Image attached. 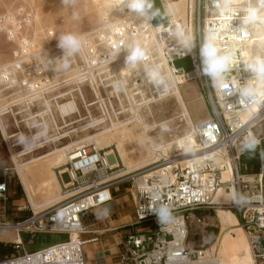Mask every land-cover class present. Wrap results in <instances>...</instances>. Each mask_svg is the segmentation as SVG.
<instances>
[{
    "label": "built area",
    "instance_id": "built-area-1",
    "mask_svg": "<svg viewBox=\"0 0 264 264\" xmlns=\"http://www.w3.org/2000/svg\"><path fill=\"white\" fill-rule=\"evenodd\" d=\"M110 2L111 9L102 13L91 31L74 35L82 38L83 48L71 56L54 39V31L36 28V16L30 7L19 4L0 14V34L16 49L15 57L0 66V118L9 116L17 130L21 123L28 126L32 121L44 122L49 115L53 120L55 109L59 111L63 102L74 101V91L84 102L87 90L94 98L87 107L97 105L101 115L95 121L103 123L106 94L117 92V88L128 91V87L144 90L164 87L168 94L171 87L168 79L176 87L189 81L198 84L213 117L191 124L181 151L155 148L154 162L147 170L114 175L124 167L120 168L114 156L117 164L108 165L104 149L93 144L79 149L76 155L68 153L69 160L61 166L64 173L58 174L60 187L70 194L62 203L47 209L34 212L31 208L29 216L14 222L7 217L8 184L0 181V233L14 232L18 238L24 233L66 236L65 241L32 252L25 249L22 241L14 239L8 243L16 255H3L0 264H87L86 243L96 245L95 262L105 264L100 251L102 238L107 234L119 238L118 264H187L207 251L186 246L188 213L196 210L216 213L217 209H226L236 216L254 264H264V137L254 135L256 127L264 123V104L246 103L239 97L242 86L247 83L255 86L253 73L246 66L250 64L253 27L262 19V12L255 23L242 25V18L247 8L256 6L257 0H193L192 13L188 11L184 22L168 13L165 24L148 22L129 13L124 0ZM177 24L183 27L187 45L176 36ZM111 26L123 28V35H115ZM211 32L218 33L216 43L222 51L231 50L235 54L230 70L218 82H212L202 71L200 47ZM109 37L117 47L112 46ZM137 43L146 50L147 60L135 66L126 64L128 51ZM183 59H189L191 70L174 66L175 61ZM65 61L69 63L67 70L62 67ZM152 69L159 71L167 87L148 78ZM260 87L264 90V85ZM66 88L70 90L63 91ZM114 119L118 121L121 116ZM253 141L258 149L259 171L243 174L240 159L247 150H242L241 145ZM195 154H200L199 165L183 164L181 158ZM216 157L228 160L232 166L227 180L222 179L226 167L215 163ZM160 170L163 171L159 173ZM145 173L151 176L144 179ZM62 175L66 176V182ZM124 183L130 184L127 192L133 221L112 226L109 221L116 213L113 193ZM221 189L233 190L229 203L217 200ZM160 205L171 210L174 223L167 226L158 223L152 209ZM124 228L127 230L119 232ZM72 232L78 234L76 239H71ZM87 235L91 237L84 239Z\"/></svg>",
    "mask_w": 264,
    "mask_h": 264
},
{
    "label": "rangeland",
    "instance_id": "rangeland-1",
    "mask_svg": "<svg viewBox=\"0 0 264 264\" xmlns=\"http://www.w3.org/2000/svg\"><path fill=\"white\" fill-rule=\"evenodd\" d=\"M95 1L0 0V14L10 7L19 4L26 5L33 10L36 16V28L39 30L51 29L55 34L54 39L60 41L63 35L82 34L91 31L97 25L102 13L108 10L110 6L105 5L104 0L101 4ZM192 1L183 0L178 7L177 14L181 15V22L186 20L188 11L191 15ZM151 2L153 4L152 10L158 9L160 13L152 18L151 22L165 24L164 10H162L159 0H151ZM261 12L262 19L254 25L252 37L253 39H262L253 42L250 47V64L257 57L264 58V9ZM15 55V47L11 46L0 34V66L12 60ZM174 66L183 68L185 71L191 70L189 59L175 61ZM166 81L171 86L168 87L169 91H173L172 81L170 79ZM178 89L193 123H199L213 117L212 110L204 96L205 93L201 87H198V84L189 81L179 85ZM67 90L70 88L63 91ZM164 91V87H157V89L149 87L148 90L140 87H128V91L117 88V92L112 91L110 95L106 94V97H103L105 103L102 108L103 123H96L95 121L101 115L98 106L87 107V104L94 100L87 90L84 91L85 103L81 100L78 91L72 93L75 110L68 116H63L60 111L55 109L52 112L53 120L49 115L44 122L32 121L29 122L28 126L21 123L18 125V130L9 116L1 117L7 137H10L6 139L0 129V181H5L8 184L6 208L8 219L11 222L23 219L29 216L31 209L12 154L17 156L16 161L22 166L21 169L31 194L38 205L49 199H58L50 205L42 207V209H47L62 203L70 194V192L65 193V190L60 187L58 171L63 174L64 168L61 166L67 160L66 155L62 156L67 152L73 154L76 146L78 148L81 145L93 144L98 149H104L105 153L118 147L123 155L126 168L114 175L124 173L127 169L143 162L151 161L153 163L155 159L153 150L155 148L161 147L165 151L171 152L182 149L184 146L182 141L185 134L189 132L190 123L180 102L170 93L166 94L167 92ZM107 98L110 103H108ZM50 105L52 104L50 103ZM116 115L118 118L121 116V119L115 121L114 116ZM136 116L139 117V122H133ZM129 120L132 122H127ZM16 133L18 135H15ZM115 155L118 159L116 153ZM37 160L39 162H36ZM118 161L121 168V162L119 159ZM150 164L141 169L151 168ZM240 168V172H244V160L241 161ZM255 168L257 170L258 166ZM134 171L137 170L132 172ZM62 177L66 182V176L62 175ZM129 186V183L121 184L118 192L113 193L116 201V213L109 221L112 226L128 225L133 221V207L127 192ZM224 212L227 210L217 209L216 213L209 210L189 212L186 219L188 229L186 246L207 250L209 259L218 260L216 264H238L240 258L243 257L244 247L248 248L246 238L237 221H235L236 219L229 217V222H227V215ZM93 214L98 213L93 211ZM125 230L127 229H121L119 232L123 233ZM113 235H104L102 238L103 245L114 244L118 236L114 237ZM15 236L14 232L4 231L0 233V240L8 243ZM21 239L25 249L32 252L46 245L63 241L66 236L54 233H37L34 235L24 233L21 234ZM117 240L119 241V238ZM5 247L7 249L6 255H16L9 243Z\"/></svg>",
    "mask_w": 264,
    "mask_h": 264
},
{
    "label": "clouds",
    "instance_id": "clouds-1",
    "mask_svg": "<svg viewBox=\"0 0 264 264\" xmlns=\"http://www.w3.org/2000/svg\"><path fill=\"white\" fill-rule=\"evenodd\" d=\"M218 2V0H214ZM124 8H127L129 13H134L139 17L144 18L145 21L150 22L152 18L159 15V10L153 11V4L151 0H124ZM264 9V0H257L256 6H251L245 10V16L242 18V25L255 23L260 19V12ZM111 30L115 35H123V28L118 26H111ZM176 36L181 43L187 45L189 43L188 38L184 34L182 25L177 24ZM218 39V33H209L201 43L200 55L202 60V71L207 75L212 82L221 81L224 74L228 72L235 61L234 51L221 50L216 41ZM109 42L115 48L117 44L109 37ZM60 47L68 50L67 55L71 56L76 53H80L83 48L82 38L68 34L63 35L60 38ZM147 60L146 50L142 48L138 43L131 46L126 56V64L135 66L141 61ZM19 67V64L15 65ZM64 70L69 68V63L65 61L62 65ZM248 70L253 73V84H246L242 86L239 91V97L246 103L250 104H264V90L260 85H264V58L257 57L255 61L246 66ZM148 78L156 85H164L165 81L160 75L158 70H149ZM255 141L243 143L241 145L242 150L252 149L255 146ZM156 199L155 196L152 197ZM154 214L158 218V223L161 226H167L174 223V217L171 214V210L166 205H160L152 209Z\"/></svg>",
    "mask_w": 264,
    "mask_h": 264
},
{
    "label": "bare ground",
    "instance_id": "bare-ground-1",
    "mask_svg": "<svg viewBox=\"0 0 264 264\" xmlns=\"http://www.w3.org/2000/svg\"><path fill=\"white\" fill-rule=\"evenodd\" d=\"M95 1V0H94ZM99 1H101V3H102V0H96L95 2H99ZM111 0H104V4L105 5H108V6H110L109 7V9H108V11L111 9V2H110ZM100 3V4H101ZM107 12V10L105 11V13ZM260 39H262V38H254L253 39V42H258V41H260ZM148 90V89H147ZM168 93H170V95L171 96H173V97H175L179 102H180V104H181V106H182V108H183V111H184V114L186 115V117L188 118V114H187V111H186V108H185V106H184V103L182 102V100H181V97H180V93H179V89H178V87H176L175 85L173 86V91H169ZM73 110H75V105H74V102H72V101H69V102H66V103H64L62 106H60V108H59V111H60V114H62L63 116H68V115H70L71 113H73ZM139 117H137L136 116V118H134L133 119V122H139ZM188 120H189V118H188ZM2 118H0V129H1V131H2V134L4 135V137H6V139H8V138H10V137H7V134H6V132H5V130H4V128H3V125H2ZM127 122H132V120H129V121H127ZM189 123H190V125L189 126H191V122H190V120H189ZM0 131V132H1ZM143 131V130H142ZM147 132H149V131H147ZM249 136H252V133L251 134H249ZM85 140V139H84ZM90 140H91V138H90ZM184 140H185V138H184ZM184 140L182 141V145H184ZM85 143V142H84ZM98 143V142H97ZM175 143V142H174ZM82 144V143H81ZM84 147V145H81V146H79L78 148H77V146H76V149L73 151V154L72 155H76L78 152L77 151H79V149H82ZM161 148V147H160ZM182 149H178V150H176V151H181ZM68 153L69 152H67V153H65L62 157H64L65 155V157H66V160L68 161L69 160V155H68ZM115 153L117 154V156H118V159L120 160V162H121V164H122V166L124 167V169L126 168V165H125V161H124V159H123V155L121 154V152H120V150L118 149V147H115V149H111L109 152H107V153H105V155L107 156V159H106V163L108 164V165H110L111 167H113V166H115L116 164H117V162L114 160V158L116 157V155H115ZM113 156H114V158H113ZM12 157L15 159V165H16V169H17V171H18V176H19V178H20V181H21V184H22V186L24 187V191H25V193H26V195H27V198H28V201H29V204H30V206H31V208H33L32 210L34 211V212H36V211H39L40 209H42V207H46V206H48V205H50L51 203H53V202H55V201H57L58 199H49L48 201H46V202H44V203H42L41 205H38L35 201H34V198H33V196H32V194H31V191H30V188H29V185H28V182H27V180L25 179V176H24V174H23V171H22V166L21 165H19L18 163H17V161H16V155L15 154H12ZM18 157H19V155H18ZM44 158H47V157H44ZM117 158V157H116ZM42 159V158H41ZM60 159H61V157H60ZM154 159V158H153ZM40 160V159H39ZM39 160H37L36 162H39ZM181 160H182V162H183V164L185 165V164H191L192 166H194L195 164L196 165H199L200 164V162H201V158H200V154H195V155H190V156H187V157H185V158H181ZM214 161H215V163H217V164H221V165H225V167H226V169H224V171H223V174H222V179L223 180H227L228 179V177H229V175H230V172H231V170H232V166H231V164L228 162V160H223L222 158H220V157H216L215 159H214ZM151 163V161L149 162H143V163H141V164H138V165H136V166H134V167H131V168H129V169H127L124 173H121V175H125L126 173L128 174V173H130V172H132L133 170H138V169H141V168H143V167H146L147 165H149ZM65 164V163H64ZM61 165H62V163H61ZM51 168V167H50ZM163 170H160L159 171V173L160 172H162ZM62 173V172H61ZM60 173V174H61ZM64 173V172H63ZM149 176H151V174H149V175H147V176H144V179H146L147 177H149ZM227 176V177H226ZM225 197H224V196ZM232 196H233V190L232 189H230V191L228 192V191H224V189H221V190H219L218 191V193H217V195H216V198H217V200H219V201H222V202H224V203H229V201H230V199L232 198ZM227 216V219L229 220V217H230V215H233V213L232 212H230V211H227V212H224ZM230 214V215H229ZM233 217H234V215H233ZM235 218V217H234ZM226 219V220H227ZM228 220H227V222H228ZM238 223V222H237ZM238 225H239V223H238ZM240 226V225H239ZM240 229L242 230V228L240 227ZM242 232L244 233V231L242 230ZM244 235H245V233H244ZM78 237V234L76 233V232H72L71 233V239H76ZM245 238H246V243H247V246H248V248L247 247H244V254H243V257L242 258H240V260H239V262H238V264H254V260H253V257H252V254H251V250H250V247H249V244H248V241H247V237H246V235H245ZM15 240H17V241H20L19 240V238L18 237H16L15 238ZM243 251V250H242ZM208 258V256H207V251L205 252V255L204 256H202V257H200L199 259H197V260H190V261H188L187 262V264H202V263H205V264H216V263H218V260H211V259H207Z\"/></svg>",
    "mask_w": 264,
    "mask_h": 264
},
{
    "label": "crops",
    "instance_id": "crops-1",
    "mask_svg": "<svg viewBox=\"0 0 264 264\" xmlns=\"http://www.w3.org/2000/svg\"><path fill=\"white\" fill-rule=\"evenodd\" d=\"M182 1L183 0H159L160 5L163 8L162 10H164L166 23L168 21V18H167V14L168 13L173 15L174 19H177V18L178 19H182L181 15L177 14L178 13V7L182 3ZM180 97H181V95H180ZM181 100H182V98H181ZM187 116H188L190 122L193 123L191 121L189 115H187ZM193 124H196V123H193ZM254 135H255V137H258V138H263L264 137V123L262 125H259L258 127H256V130H254ZM262 149L264 151V140H263V143H262ZM257 151H258V149L256 147H254L252 149H248L246 151V154L243 157H241L240 166H241V161L242 160H244V166H245V168H244L245 170H244V172H242L243 174H252V173H257L259 171V164H258V162L256 160ZM247 162H249L250 164H248ZM255 166H258L257 170H256ZM240 170H241V168H240ZM263 171H264V165H263ZM263 185H264V179H263ZM263 195H264V188H263ZM233 215H230V217H232L233 219H236L235 221H237L236 216L234 215V217H235L234 218ZM228 222H229V220H228ZM90 237H91L90 235H87V236H84L83 238L84 239H88ZM19 240L22 241L21 235L19 236ZM63 241H65V239ZM116 241H117V239H116ZM116 241H115L114 244H111V245L110 244H105V245L102 246L100 254H101L102 257L104 256L105 264H118L117 263V255H116V253L118 252L119 248L116 246V243H117ZM59 242H61V241H59ZM6 245H7V243H5V242L0 240V251L1 252L5 253L7 251V249L5 247ZM95 249H96V246H94L93 244L86 243L84 245V250H85V253H86V257H87V264H97V262H95V259H94ZM202 264H205V263H202Z\"/></svg>",
    "mask_w": 264,
    "mask_h": 264
},
{
    "label": "trees",
    "instance_id": "trees-1",
    "mask_svg": "<svg viewBox=\"0 0 264 264\" xmlns=\"http://www.w3.org/2000/svg\"><path fill=\"white\" fill-rule=\"evenodd\" d=\"M3 255H5V253H3V252L0 251V258H1Z\"/></svg>",
    "mask_w": 264,
    "mask_h": 264
}]
</instances>
